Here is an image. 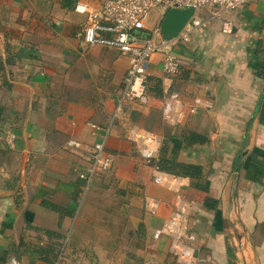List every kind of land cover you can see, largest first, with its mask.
Listing matches in <instances>:
<instances>
[{
	"label": "crops",
	"instance_id": "obj_1",
	"mask_svg": "<svg viewBox=\"0 0 264 264\" xmlns=\"http://www.w3.org/2000/svg\"><path fill=\"white\" fill-rule=\"evenodd\" d=\"M102 1L0 0V264H187L153 238L173 208L189 264H264V0L196 10L179 72L152 56L153 108L118 103L129 58L82 41L74 7ZM172 93L201 101L181 125L162 118ZM100 142L111 167L85 189ZM146 150L172 184L151 182Z\"/></svg>",
	"mask_w": 264,
	"mask_h": 264
},
{
	"label": "built area",
	"instance_id": "obj_2",
	"mask_svg": "<svg viewBox=\"0 0 264 264\" xmlns=\"http://www.w3.org/2000/svg\"><path fill=\"white\" fill-rule=\"evenodd\" d=\"M249 0H103L98 9H91L88 5L77 3L75 12L86 17L82 30V41L87 47L101 46L118 51L129 58V67L123 79V87L118 97V103L130 101L147 108L157 106V99L147 93L148 70L152 56L160 53L162 56V70L167 76L176 75L184 61L174 52L178 43L188 41L189 35L203 27L206 20L191 18L181 29L176 38L166 41L161 35L160 21L170 9L193 8L195 11L203 7H212V16L219 17L223 12H230L246 4ZM152 11L159 15L158 22L153 27L146 23ZM228 23L223 24V32H229ZM172 102H178L175 108L172 104H161L160 110L165 122L173 125L185 123L190 115L195 113L199 99L193 105H184L177 99L175 93L170 96ZM68 147H77L73 141ZM90 164L84 175L85 189L98 173H106L111 167V158L105 154L104 144L96 143L93 146ZM143 161L151 168L150 180L154 185L165 186L172 184V175L164 172L155 156L148 150L142 153ZM83 191L81 197L84 195ZM176 198L181 200L177 192ZM158 204V203H157ZM157 204H149L151 213L155 212ZM166 222L153 233L154 239L167 237L172 240V249L177 257L187 263L191 259V250L178 249L183 243L187 230L188 218L178 208H173ZM177 249V250H176ZM239 251L244 253V245H239Z\"/></svg>",
	"mask_w": 264,
	"mask_h": 264
},
{
	"label": "water",
	"instance_id": "obj_3",
	"mask_svg": "<svg viewBox=\"0 0 264 264\" xmlns=\"http://www.w3.org/2000/svg\"><path fill=\"white\" fill-rule=\"evenodd\" d=\"M194 14L195 10L193 8L168 10L159 24L163 39L170 41L176 38L181 29Z\"/></svg>",
	"mask_w": 264,
	"mask_h": 264
},
{
	"label": "rangeland",
	"instance_id": "obj_4",
	"mask_svg": "<svg viewBox=\"0 0 264 264\" xmlns=\"http://www.w3.org/2000/svg\"><path fill=\"white\" fill-rule=\"evenodd\" d=\"M149 16L150 17H149V19H148V21L146 23V26L147 27H152L154 25V23H155V20L154 19L156 17V11H152Z\"/></svg>",
	"mask_w": 264,
	"mask_h": 264
},
{
	"label": "trees",
	"instance_id": "obj_5",
	"mask_svg": "<svg viewBox=\"0 0 264 264\" xmlns=\"http://www.w3.org/2000/svg\"><path fill=\"white\" fill-rule=\"evenodd\" d=\"M159 166H160V168L162 170H167L168 171V169L165 167V165L163 163L160 162Z\"/></svg>",
	"mask_w": 264,
	"mask_h": 264
}]
</instances>
